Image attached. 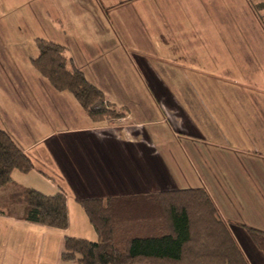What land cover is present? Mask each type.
<instances>
[{"label": "crops", "instance_id": "1", "mask_svg": "<svg viewBox=\"0 0 264 264\" xmlns=\"http://www.w3.org/2000/svg\"><path fill=\"white\" fill-rule=\"evenodd\" d=\"M30 1H37L31 31L25 33L31 35H15L20 46L27 43L30 54L23 47V52L18 51L14 57L0 52L6 60L5 66L0 65V128L13 136L35 166L26 174L15 170L14 182L46 195L64 192L69 225L67 229H55L0 213V264H50L51 259L58 264L63 261L65 237L95 241L96 232L76 202L78 198L203 188L238 244L242 225L264 230V99L252 97L261 88H218L219 93L217 88L199 85V81L192 85L191 78V72L205 74L212 69L219 78H248V71L234 72L235 64L243 63L239 46L245 40L226 43L222 35H211L210 23L196 21L197 15L211 14L202 0H177L174 9V0ZM173 12L179 17L169 15ZM133 27L134 40L130 42L125 35ZM36 39L63 46L70 64L83 71L105 100L123 110L125 116L96 122L80 107L77 124L48 129L42 109L46 94L50 93L56 103L63 98L32 66V59L38 55ZM126 42L133 48V60L148 84L146 89H135L137 97L129 105L112 98L106 89L112 76L99 65L100 59L110 54L111 63L118 62L115 54L124 57ZM219 46L224 49L220 57L216 55ZM154 60L174 68H157ZM16 61L20 69L11 65ZM24 66L29 73L25 74ZM24 82L32 86L26 87ZM146 93L147 101L141 99ZM218 93L228 97L226 103ZM207 106L214 107V120L219 123L207 125ZM224 108L227 113L222 115ZM216 125L222 130L224 126L230 138L224 132L214 140L202 134L201 127L206 134L205 126ZM29 126L39 132L35 139ZM249 144H256L263 153H251ZM212 153L217 154L219 163L215 161L214 165L221 169V175L212 168ZM228 187L235 193V204L224 194ZM255 191L262 200H254ZM241 212L254 223L239 221ZM232 223L240 226L237 235L229 226ZM243 239L247 250L253 249L248 254L241 244L249 263L264 264Z\"/></svg>", "mask_w": 264, "mask_h": 264}, {"label": "trees", "instance_id": "2", "mask_svg": "<svg viewBox=\"0 0 264 264\" xmlns=\"http://www.w3.org/2000/svg\"><path fill=\"white\" fill-rule=\"evenodd\" d=\"M264 9V1L252 5ZM264 31V15L255 14ZM38 55L32 66L58 92H69L93 121L117 120L125 112L105 100L103 92L72 66L64 47L36 39ZM35 168L13 136L0 128V198L13 215L20 204L24 221L67 229L68 209L64 192L46 195L14 182L17 170ZM2 196V197H1ZM8 197V199L6 198ZM9 202V203H8ZM97 239L65 237L63 261L79 264H250L229 227L203 188L150 192L120 197L78 198ZM1 203V200H0ZM2 204V203H1ZM159 208L160 214H154ZM154 219L160 223L155 225ZM264 263V230L242 225Z\"/></svg>", "mask_w": 264, "mask_h": 264}, {"label": "rangeland", "instance_id": "3", "mask_svg": "<svg viewBox=\"0 0 264 264\" xmlns=\"http://www.w3.org/2000/svg\"><path fill=\"white\" fill-rule=\"evenodd\" d=\"M184 1L185 0H182L180 2L183 3ZM202 1L206 2V7L211 12V14L206 15V16L200 15L201 17H198L197 15L196 21L198 20L201 23L203 21L205 23H210V25L213 27V29L209 31V33L211 32V35H214L215 33H216V37H219L220 35H222L221 39L226 41V43H230L232 42V40H236V39L239 40V42L245 40V43L242 42L241 43L242 45L239 46V53L240 51L242 52L240 61H242L243 63H236L235 66L237 65V67L234 69V72H238L239 74H241L242 72L248 71L249 77L242 78L239 75L240 77L235 81L227 79L226 77L219 78L217 77V72H215L212 69V70H207L206 72H204L205 74L203 73L198 74L195 72H191V75H192L191 78L193 79L192 85L198 84V81H199V85L217 88L219 93H220V90L218 88H222V89L228 88V87L229 89L237 88V87L261 88L260 89L261 91L260 92L255 91V94H252V97L264 99V31L255 15V14L264 15V9H262L261 7V9H258L257 12L256 11L254 12L252 8V5H256L257 3H260L264 0H202ZM214 1L216 4H214ZM176 4H177V0H174L173 5H171V8L172 9H174V7L177 8L178 6H176ZM199 5L204 6L200 3L198 4V6ZM187 7L189 8L190 5H187ZM202 9L203 7L201 8V10ZM36 12H37V1L32 2L30 0H0V52L1 53L4 52L5 54L7 53V54H10L12 57H14L15 53H17L18 51L23 52L21 49V47H23L24 50L27 52V55L30 54V49L28 48L27 43H25L24 46L22 45L20 46L19 40L17 41L15 35H18V37H23V38L29 37L31 35L30 34L26 36L25 33H27L29 30L31 31L30 28L33 24L32 22L33 14H35ZM169 15L173 17H179V14L177 12H173ZM206 18H208V20ZM11 22H15L16 26H11L12 25ZM216 24L219 25L218 26L219 29L214 28V25ZM221 27L222 29H220ZM214 29H216L217 31H215ZM133 30H134V27L132 28V31L126 32L127 35H125L126 36L125 38L129 41L130 39H132V41L134 40L133 35H132ZM125 48H126V52L123 55L124 57L122 56L117 57L116 54L114 55L115 58H117L118 62L111 63L112 57L110 56L112 55L110 54L106 58L102 57L100 59L99 65L104 66L106 70L109 72V74L112 76V78H109L111 80V84H109V86L106 87V89H108V92L113 95L112 98H115L117 103L121 102V100H124L127 103V105H129L131 102L133 103V100L135 99L134 98V96H136L134 93L135 89H142V88L146 89L148 84L145 82V79L142 78L139 72V69L133 60L134 59L133 53L131 54V52H133L132 51L133 48L129 46L128 42H126ZM213 49L214 48H212V50ZM216 49H217L216 55L220 57V54H222V50L224 49L220 46ZM207 50H210V48H208ZM244 60H247L248 63H245ZM14 63L15 64L11 63V65H13L14 67L17 66V68L20 69L19 62L16 61ZM5 64H6V60L0 56V65L5 66ZM154 66L157 68L158 67L164 68L165 70L166 68H169V70L171 71L174 68V65H171L165 61H158V60H154ZM213 66H214L213 64H210V67H213ZM230 67H233V65L230 64ZM28 70L29 69H27V67L24 66L25 74L30 72ZM41 79L44 81L43 78ZM21 80L23 81V79ZM44 82L47 84V88H49L50 85L46 81ZM24 83L26 87L32 86L29 82H28L29 84L28 86L26 82ZM219 93L218 95L222 98V100H224V103H226L225 98L227 96L225 94H219ZM59 94L62 96L63 102L56 103L54 101L55 99L54 97L51 101L50 97H52V95L50 93L49 94L47 93L46 94V97H47L46 104L42 105V109H45L44 113H45V116L47 117L45 126H47L48 129H52L53 127L55 128L57 126L72 127L75 124H77L78 121L81 120L79 118V115L81 114L82 109L80 108L79 105H77V102L75 101L73 96L69 92H59ZM147 95L148 94L146 93V96L145 95L141 96V99L146 100ZM210 97L214 99L213 96H207L206 99H212ZM245 97L251 98V95H246ZM147 98L149 100V97ZM245 102H247V100ZM207 108H208L207 118H209L207 119V125L211 126V123L213 124L214 121L217 124L218 121L216 119L214 120V115H215L214 107L207 106ZM225 112L227 113V110L224 108V110H222V115H224ZM118 119H121V118H118ZM225 120L226 119H224L223 121ZM211 128L212 127L205 126V131H206V134H205L202 131L204 129H202L201 127L202 134H204L207 139H211V140H214L215 135L222 136V132L224 133L229 132L228 130L224 131V128H225L224 126H223V130L218 128L217 125L214 126L212 130ZM29 129L31 132L30 135L32 136V139H35V137L39 135V132L37 134L35 132L36 129L32 128L31 126H29ZM223 137L226 138L227 136L223 134ZM228 138H230L229 133H228ZM255 145L256 144H249L247 146L250 147L251 153H259V152L261 153L262 150H259V148ZM216 155L217 154L212 153V155L210 156L214 158V160H211L212 168L214 171L215 170L217 171L218 175H221L219 173L221 172V169L215 167L214 165L215 161H216V164L219 163V160H217V158L215 157ZM219 178H222V177H219ZM154 192H159V191H154ZM224 194L228 202L231 201L232 203L235 204V201H234L236 198L235 193H233L232 190L229 189V187L224 191ZM2 198H0L1 203H2V204L0 203V209L3 208V210L7 211V208L9 207V205L6 203H3L4 200H2ZM6 198L8 199L7 196ZM262 199H263L262 196H260L258 192L255 191L254 200H262ZM245 201L246 200H244V202L242 203L243 206H244ZM20 206L21 205L18 204L15 206V208H13V215H17L21 213L22 207ZM239 210L242 211V208L240 207ZM245 210H246V207H245ZM257 210L258 208H255V211ZM161 211H162L161 209L155 208L154 214H157V213L160 214ZM261 214H262L261 216L264 218V212H261ZM244 215L245 214L243 212L240 213L238 217L239 221H242L244 223L248 221L247 223H249V225L254 223L252 222L254 221L253 218L252 220H248L247 215L245 216V218L243 217ZM159 223H160L159 219H154L155 225ZM229 226L232 228V230L235 233L240 228V226H237L236 224H233V223L230 224ZM260 227H261V224H260ZM240 230L243 232L244 235L242 234L238 236L239 245L241 247L243 245L244 249L246 250V253L248 252L249 254L250 251L253 252V249H250L248 247L250 251L247 250V247L244 244L243 238H245V242L248 243L250 247L252 246V244L249 241L243 229L240 228ZM254 251L257 252L255 249ZM257 255L258 257H261V255L259 254ZM50 264H56V261H52L51 259ZM58 264H79V263L76 259L74 261H58Z\"/></svg>", "mask_w": 264, "mask_h": 264}]
</instances>
